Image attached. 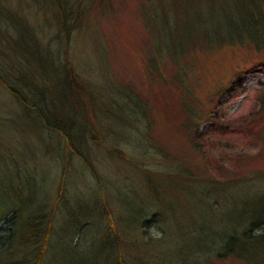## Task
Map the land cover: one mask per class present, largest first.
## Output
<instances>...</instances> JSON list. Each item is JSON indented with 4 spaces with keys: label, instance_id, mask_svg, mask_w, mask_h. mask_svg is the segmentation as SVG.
I'll return each instance as SVG.
<instances>
[{
    "label": "rangeland",
    "instance_id": "1",
    "mask_svg": "<svg viewBox=\"0 0 264 264\" xmlns=\"http://www.w3.org/2000/svg\"><path fill=\"white\" fill-rule=\"evenodd\" d=\"M57 1L0 0V38L16 35L13 19L58 50ZM74 3L69 55L90 91L77 146L92 171L0 84V218L10 219H0V241L44 212L43 264H264L260 245L218 255L227 237L244 239L264 199V44L244 14L264 0ZM1 47L4 73L14 56ZM27 59L32 76L44 61L52 75L55 54ZM19 234L11 251L28 257L34 246Z\"/></svg>",
    "mask_w": 264,
    "mask_h": 264
},
{
    "label": "trees",
    "instance_id": "2",
    "mask_svg": "<svg viewBox=\"0 0 264 264\" xmlns=\"http://www.w3.org/2000/svg\"><path fill=\"white\" fill-rule=\"evenodd\" d=\"M75 7L76 3L71 5V0H58L55 4V10L57 11L56 27L58 31L54 40H57L60 44L58 50L52 49L50 44L47 45V47L44 45L40 46L37 38V30L31 27L27 28V26H22L11 19L12 22H9L12 26L11 30L13 33L15 32L16 35L12 36L10 33V37L8 33L5 34L2 32V37L5 40L1 39L2 37L0 38V47L4 44L9 48V52L14 57H8L11 65L9 68L4 67L7 73L5 71L4 73L0 72V84L4 86V88L16 100H18L23 108L24 116L31 117L29 116L31 113L39 120L38 123L43 129L60 134L65 139L67 148L72 150L73 154L77 157H80L85 166L92 171V164L90 161L84 154L79 152L80 146L82 147V150L84 149L82 140L86 137L84 130L85 125L82 123L81 126L79 121L80 115L83 116L80 110L82 107L80 100L81 97H84V94L88 93L89 89L85 83L84 86L80 78L77 77L75 67L69 55V45L72 34L80 29L79 21L77 19L78 13L80 14L81 11ZM261 7H255L253 10L249 9L248 12L245 11L244 14L246 19L245 25L252 27V39L256 43L264 44V6ZM229 35H231V33ZM259 37L262 38V41H259ZM61 45L64 49L63 55L60 51ZM42 52L47 53V55L55 54L56 65L53 68L52 75H47L44 61L41 66L39 77H34L30 74L31 66L27 62V55L28 57H35V59H38V56ZM1 54L5 55L4 53ZM50 61L53 63V60L50 59ZM23 62L26 63L25 67ZM10 76V79L13 82L15 81V84L20 85L21 88H17V85H14L13 82L9 81L8 77ZM57 90L58 92H56ZM77 130H81L82 134L80 136L77 135ZM77 143L80 145L79 147L77 146ZM101 143L107 148V150L112 151L111 148L105 145L106 142L102 141ZM115 150H113L112 153H116ZM255 208L260 214L257 216L258 218H256V220L250 221L249 228L243 233L245 236L243 237L244 239L240 240L234 235L227 237L221 243L218 253L219 258L245 255L248 251L247 247L253 244L254 246L260 245L261 247H264V199H262ZM10 214L14 215L15 213L11 212ZM5 219L10 220L8 217L1 220L3 221ZM14 221L15 220H13V222ZM14 223H16V221ZM14 223H12L11 228L13 232L11 230L12 234L8 237L15 238L17 233L20 235V230L24 233L27 231L28 235L22 234L20 236L21 241L27 243L26 245H28V243H31V245L33 244L34 248L28 257H18L20 251H11L10 239L8 237L4 238L0 241V252L7 251L8 258L4 261L0 258V264H43L45 249L48 244V238L52 227L51 220L49 218L47 219V215L43 212L38 216H30L26 221V224L20 226V228L17 223V227H14ZM49 223H51V227ZM256 224L259 226L257 227ZM254 227H257L256 230L260 229V236H253L252 233L255 230H253ZM110 233L112 234V231H108L107 235H111ZM103 240L105 241L104 249H111L110 251L117 252L113 246H108L105 235L103 236ZM3 244H5L4 247ZM238 246L241 250L237 249ZM114 264L125 263L120 261L119 263L117 262Z\"/></svg>",
    "mask_w": 264,
    "mask_h": 264
}]
</instances>
